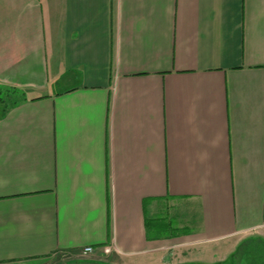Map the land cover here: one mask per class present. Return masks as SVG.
<instances>
[{"label":"crops","instance_id":"0c3cea01","mask_svg":"<svg viewBox=\"0 0 264 264\" xmlns=\"http://www.w3.org/2000/svg\"><path fill=\"white\" fill-rule=\"evenodd\" d=\"M7 87L0 264L264 240V0H0Z\"/></svg>","mask_w":264,"mask_h":264},{"label":"rangeland","instance_id":"374dc122","mask_svg":"<svg viewBox=\"0 0 264 264\" xmlns=\"http://www.w3.org/2000/svg\"><path fill=\"white\" fill-rule=\"evenodd\" d=\"M4 94L5 88H0V96ZM3 110L4 105L0 102V114ZM160 231H152V233H167L165 230ZM258 243V248L253 249L252 247ZM229 249L226 253L231 254L234 252V250L230 251ZM238 250L239 252L241 251L239 255L237 254ZM237 251L235 250L236 253L234 252L231 256H228L226 253L224 255L217 254L215 259L214 256H211L204 258L202 262L193 260V262H188L187 264H264V243L262 242L250 240V243L249 241L245 242ZM58 256L59 257L55 258L57 264H110L106 256L94 257L95 252L84 254L81 251H77L74 253H65L64 256L59 254ZM210 258L212 259L210 260Z\"/></svg>","mask_w":264,"mask_h":264},{"label":"trees","instance_id":"16d2710c","mask_svg":"<svg viewBox=\"0 0 264 264\" xmlns=\"http://www.w3.org/2000/svg\"><path fill=\"white\" fill-rule=\"evenodd\" d=\"M25 99H26V97L24 96V94L20 90H18L17 88H11V87L10 88H8V87L5 88V94L0 96V102L3 103V105H4V112L7 109H9L10 107L16 106L17 104H19L21 101H23ZM250 240L264 243L263 239H248V240L244 241L240 246H242L243 244H245V242H248V241L250 243ZM258 246H259V243L257 245H254L252 248L256 249V248H258ZM240 252L238 250L237 254L238 255L241 254Z\"/></svg>","mask_w":264,"mask_h":264},{"label":"built area","instance_id":"2783aa9c","mask_svg":"<svg viewBox=\"0 0 264 264\" xmlns=\"http://www.w3.org/2000/svg\"><path fill=\"white\" fill-rule=\"evenodd\" d=\"M94 247L93 246H84L83 248H81L79 251L83 252L84 254H90L92 252H94ZM62 256H64V252L61 253Z\"/></svg>","mask_w":264,"mask_h":264}]
</instances>
